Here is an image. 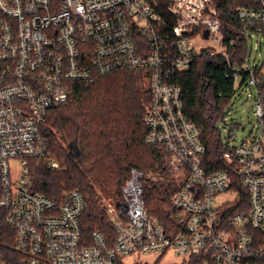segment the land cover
I'll return each mask as SVG.
<instances>
[{
    "label": "built area",
    "instance_id": "obj_1",
    "mask_svg": "<svg viewBox=\"0 0 264 264\" xmlns=\"http://www.w3.org/2000/svg\"><path fill=\"white\" fill-rule=\"evenodd\" d=\"M158 4L0 0V221L13 230L23 264H119L169 251L203 255L205 264H264V0L237 8L248 43L240 64H232L234 40L227 41L214 0H171V27ZM200 55L226 60L234 94L246 89L256 120L239 143L231 144L229 129L223 158L230 168L214 172L206 170L202 129L188 118L175 80ZM124 71L148 82L144 143L163 146L178 177L170 199L175 224L166 229L150 214L144 182L151 177L132 167L121 210L99 200L116 231L113 246L99 230L85 243L84 194L67 190L57 200L34 190L31 162L60 167L42 127L52 108L68 102L72 83ZM0 264H7L1 252Z\"/></svg>",
    "mask_w": 264,
    "mask_h": 264
},
{
    "label": "trees",
    "instance_id": "obj_2",
    "mask_svg": "<svg viewBox=\"0 0 264 264\" xmlns=\"http://www.w3.org/2000/svg\"><path fill=\"white\" fill-rule=\"evenodd\" d=\"M158 2L157 10L173 26L175 19L167 10L171 0ZM214 2L227 41L234 40L230 49L232 64H240L247 56L248 43L241 32L243 24L237 8L249 5L250 0ZM141 78L142 73L124 72L100 77L93 83H72L68 102L52 108L42 127L49 148L61 165L50 169L43 161H32L33 188L57 200L67 190L78 189L84 194L86 207L80 223L85 243H91L93 232L99 230L107 244L113 246L116 231L98 204V193L113 199L121 210L122 188L132 167L167 176L157 182L146 179L144 195L150 214L164 228L171 229L175 224L170 196L177 184L169 171V154L163 146L144 143V116L151 93ZM175 80L182 88L188 118L202 129L206 170L230 168L223 158L227 147L219 128V123L226 121L234 94L226 60L220 55H200L189 69L178 72ZM0 252L7 264H23L15 247L14 232L5 221H0ZM119 264H123L121 260ZM180 264H205V256L193 255Z\"/></svg>",
    "mask_w": 264,
    "mask_h": 264
},
{
    "label": "rangeland",
    "instance_id": "obj_3",
    "mask_svg": "<svg viewBox=\"0 0 264 264\" xmlns=\"http://www.w3.org/2000/svg\"><path fill=\"white\" fill-rule=\"evenodd\" d=\"M196 43L198 46H202L207 42L198 39L196 40ZM124 72H117V73H124ZM141 80L143 86L148 88V82L143 75ZM245 90L246 89L239 87L237 92L233 94L229 108L227 110L228 116L226 118V121L225 122L221 121L219 123V128L221 130V137L224 142H227L229 129L231 131V134L235 135V138L234 140L231 141V144H236L239 143L242 138L247 137L251 133L252 129L255 127L256 120L254 118L253 104L251 100L248 98L247 92ZM168 166H169V171L171 172L172 180L178 185V177L176 175V172L170 167L169 160H168ZM12 167L14 170H16L15 167H17V163L12 162ZM145 171L146 174L151 177L150 179H148L149 181L157 182L159 180L163 181L167 179L166 175L162 173L157 174L155 173V170L151 169ZM98 196L100 199H102L101 200L102 202L103 200L106 201L107 203L114 201L113 199L108 198L101 191L98 193ZM223 198H225V196L220 197V199ZM100 199H98V204ZM99 206L101 209L106 211V214L109 217V214L105 209L106 207H102L101 205ZM183 261H185L184 258L175 255L172 251H169L166 254H146V255L133 254L121 258V262L123 264H180Z\"/></svg>",
    "mask_w": 264,
    "mask_h": 264
},
{
    "label": "water",
    "instance_id": "obj_4",
    "mask_svg": "<svg viewBox=\"0 0 264 264\" xmlns=\"http://www.w3.org/2000/svg\"><path fill=\"white\" fill-rule=\"evenodd\" d=\"M207 36H208V32L206 31V32H205V37H207Z\"/></svg>",
    "mask_w": 264,
    "mask_h": 264
}]
</instances>
